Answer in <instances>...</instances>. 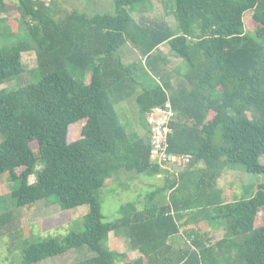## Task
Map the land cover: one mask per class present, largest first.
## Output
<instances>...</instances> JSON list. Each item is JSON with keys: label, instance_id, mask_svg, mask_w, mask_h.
Listing matches in <instances>:
<instances>
[{"label": "trees", "instance_id": "obj_1", "mask_svg": "<svg viewBox=\"0 0 264 264\" xmlns=\"http://www.w3.org/2000/svg\"><path fill=\"white\" fill-rule=\"evenodd\" d=\"M151 1L113 0L112 14L72 9L54 18L37 0H17L24 40L0 16V86L15 82L0 89V176L16 183L21 212L41 201L63 212L88 206L79 231L27 243L20 264L71 250L84 253L72 264H264V183L236 197L220 186L231 171L264 175V0H168L173 24L144 18ZM9 6L0 0V15ZM24 52L36 55L37 79L21 85ZM129 53L137 58L126 65ZM126 79L140 89L144 136L127 131L109 99ZM166 101L174 113L167 153L191 158L176 176L150 159L147 114ZM119 172L162 184L105 221L98 192ZM10 220L0 213V229ZM116 230L126 231L133 260L109 248ZM209 231L223 237L213 243ZM179 233L185 249H174Z\"/></svg>", "mask_w": 264, "mask_h": 264}, {"label": "rangeland", "instance_id": "obj_2", "mask_svg": "<svg viewBox=\"0 0 264 264\" xmlns=\"http://www.w3.org/2000/svg\"><path fill=\"white\" fill-rule=\"evenodd\" d=\"M6 1L9 3L10 9L7 12L1 13L0 16L6 18L11 31L16 34V40L21 38V40H24L27 38V25L22 22L19 13L16 8L13 7L14 4L12 2L16 3L17 0ZM38 1L43 4L44 7H48L49 10H51V15H53L54 18L61 16V14L64 15L65 13L72 11V9H76L87 14L113 13V0H37V2ZM167 1L168 0H152L151 6L144 5L142 9L144 18L150 20L166 19L169 24H173L174 19L172 17H165ZM171 2L173 4V1ZM134 16L136 15L134 14ZM251 16L252 12H247L244 15V23L247 30H252L253 28ZM162 46V49L166 51L167 46ZM124 55L125 54H123V63L126 65L137 58L135 53H132V55L129 53L127 54L128 56ZM127 57L128 59H126ZM168 60L170 61V58H168ZM135 61H138L139 64H141L139 58ZM21 62L25 71L16 83L18 82L19 84L24 85L35 81L37 79L35 71L37 67V60L35 53H22ZM172 66H174V62ZM75 71L76 70L74 69V72ZM135 81L138 82L139 80L136 78ZM149 82L150 80H148L146 84L149 85ZM14 84L15 82L13 81L6 83L0 86V89L12 87ZM139 91L140 89L134 81L126 79L123 80L122 83L109 88L108 94L109 99L117 109L120 120L127 128V131L132 132L135 130L139 136H144V129L142 126L138 125L140 123L137 120L139 113L135 98L136 95L140 93ZM77 129L78 126H75L74 130ZM32 147L35 150L34 144ZM262 162H264V159H262ZM41 167L42 165L39 163L37 165V170ZM116 175L113 180L111 179L98 192L105 221H113L117 218L118 209L121 204H126L127 202L134 201L136 199L142 201V197H139V191L145 189L146 186L162 184V179L158 177H135V175H132L131 173L124 172H119ZM35 180L34 175L29 177L30 183H34ZM261 183H264V175L247 174L236 171L228 172L223 175L220 180V186H222L226 193L230 194L232 197L240 196L246 190H248L246 192L247 196H250L254 193L253 190L250 191V186ZM15 185V182L9 181L7 175L0 176V199L3 196H6L3 206L7 209L1 210L0 213L8 211L11 214L10 222L0 229V264H20L19 259L21 257V251L27 243L48 237H63L71 231H79L82 228V218L88 211V206L85 205L63 212L58 205L44 203V201H41L31 207H26V209L21 212V210L15 207V200L11 198V192L15 188ZM140 201H138L139 205L137 206H140ZM262 216L263 211L259 213V217ZM259 224L260 223L257 221L256 225ZM183 230L184 229L181 228V233H183ZM208 234H210L209 236L212 238L213 243L223 237V231H209ZM175 241L174 249H185L187 241L182 234L179 233ZM108 246L111 250H115L119 253L128 252L127 256L129 260H133L137 257V253L130 252L128 236L125 230H116L111 232L109 234ZM82 257H84L83 252L71 250L63 255L50 258L38 264H72Z\"/></svg>", "mask_w": 264, "mask_h": 264}, {"label": "built area", "instance_id": "obj_3", "mask_svg": "<svg viewBox=\"0 0 264 264\" xmlns=\"http://www.w3.org/2000/svg\"><path fill=\"white\" fill-rule=\"evenodd\" d=\"M173 118L171 103L166 101L163 106H155L149 111L146 122L149 130L150 159L159 167L175 173L174 169L181 170L191 158L190 155L178 158L167 153V140L172 132L170 124ZM174 175L176 176L177 173Z\"/></svg>", "mask_w": 264, "mask_h": 264}, {"label": "crops", "instance_id": "obj_4", "mask_svg": "<svg viewBox=\"0 0 264 264\" xmlns=\"http://www.w3.org/2000/svg\"><path fill=\"white\" fill-rule=\"evenodd\" d=\"M162 48H163V46H162ZM173 169H174V168H173ZM174 171H175V173H174V174H176V173H177V175H178V173H179L181 170H178V171H177V170H175V169H174Z\"/></svg>", "mask_w": 264, "mask_h": 264}]
</instances>
